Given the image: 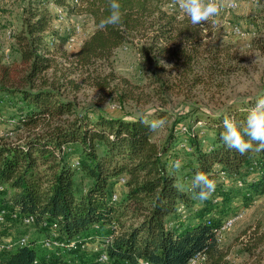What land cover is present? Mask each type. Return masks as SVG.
Returning a JSON list of instances; mask_svg holds the SVG:
<instances>
[{
	"label": "trees",
	"instance_id": "1",
	"mask_svg": "<svg viewBox=\"0 0 264 264\" xmlns=\"http://www.w3.org/2000/svg\"><path fill=\"white\" fill-rule=\"evenodd\" d=\"M119 2L123 23L106 30L98 28L108 14L106 0H29L26 4L20 29L13 35L19 62L26 69L25 85H10L11 66L0 54V120L10 130L24 133L15 140L0 135L1 204L20 216L31 215L30 225L44 237L52 231L66 239L95 236V230L105 227L108 264H188L197 252L205 256L200 264H233L225 259L216 237L215 228L223 219L203 218L204 212L188 218L186 210L199 202L188 187L196 172L215 181L212 197L202 203L206 208L218 199L220 171L227 179L241 180V188L249 193L264 189V152L242 156L219 139L224 118H232L240 127L256 99L264 95L237 98L207 112V140L195 130L182 133L180 125L187 124L174 130V122L158 142L147 126L152 118L77 106L61 95L55 82L43 78L41 84H34L56 62V44L49 45L55 38L51 26L56 7L67 17L88 15L92 20V30L71 53L74 69L95 68L126 42L136 46L146 64L159 70L182 67V75L192 68L198 27L190 25L180 11L169 10L168 0ZM258 46L264 52V37ZM175 149L184 153L185 189L170 168L171 162L181 160ZM39 244L29 239L0 253V264H48ZM47 250L53 264L71 257Z\"/></svg>",
	"mask_w": 264,
	"mask_h": 264
},
{
	"label": "rangeland",
	"instance_id": "2",
	"mask_svg": "<svg viewBox=\"0 0 264 264\" xmlns=\"http://www.w3.org/2000/svg\"><path fill=\"white\" fill-rule=\"evenodd\" d=\"M28 1L0 0V54L3 62L11 66L10 85L16 88L25 85L23 78L26 69L19 62L13 35L20 29V21ZM237 2V9L221 11L216 18L217 25L207 24L196 28L194 41L198 52L192 68L182 75V67L169 66L165 70H159L153 64H146L136 46L130 42L115 48L109 60L98 62L95 68L74 69L70 62L71 53L92 30L93 24L88 15L69 14L66 21L53 22L51 29L55 38H51L49 45L54 42L56 44L53 50L56 62L41 77L35 78L34 84H41L43 78L48 82H55L61 95L74 100L77 106L126 116L142 114L145 119L164 118L166 125L154 133V139L158 142L167 136L174 122V130L181 123L187 124L207 140V112L221 108L226 103H233L237 98L257 97L259 93L264 95V52L258 46V41L264 37V1ZM170 5L172 6L171 0H168L165 6L169 8ZM47 7L52 11L53 4ZM175 11L179 12L178 9ZM72 22L78 23L81 30L70 40V35L63 26ZM231 24H237L242 33L233 34L230 31ZM7 31L11 32L10 36L6 34ZM162 63L159 60L158 64ZM70 80L80 87L76 89ZM97 80L104 81L105 84L98 86L95 84ZM234 105H240V102ZM0 135L15 140L24 133L10 130V125L4 126L3 120H0ZM175 150V156L180 157L182 162L184 153L180 149ZM187 171L183 166L175 171L178 184L184 189L188 184ZM219 185L216 203L207 208L202 203H195L190 210H186L188 218L193 220L195 215L204 212L203 218H212L216 222L235 211H242V217L223 233L219 247L225 253V259L233 264H262L264 201L261 193L264 189L259 188L252 196H247L245 190L236 186L232 179H222ZM120 187L118 186L119 189ZM8 227V232L11 233L7 232L6 235L26 234L29 239L39 232L34 225L26 226L17 221H12ZM40 234L38 243L44 237ZM101 235L102 233H95L93 237ZM95 240L92 242L95 243ZM38 246L44 260L53 264L49 258V250L40 247V244ZM35 247L38 248L37 245ZM94 254L95 251L86 249L78 251L74 257L77 261L80 260V264H90Z\"/></svg>",
	"mask_w": 264,
	"mask_h": 264
},
{
	"label": "clouds",
	"instance_id": "3",
	"mask_svg": "<svg viewBox=\"0 0 264 264\" xmlns=\"http://www.w3.org/2000/svg\"><path fill=\"white\" fill-rule=\"evenodd\" d=\"M171 4L195 28L207 24L217 25L216 18L221 11L224 8L237 7V0H171ZM106 10L108 14L98 23L100 30L117 27L123 23L119 0H106ZM166 123L164 118H156L148 122L147 126L151 132H155L162 129ZM222 127L223 131L220 133L219 139L228 149L234 150L242 156L264 152V97L256 99L240 127L229 117L223 119ZM181 167L180 160L170 163V168L174 172L179 171ZM215 187L214 180L203 172H196L191 179L188 191L193 194L195 200L203 203L212 197Z\"/></svg>",
	"mask_w": 264,
	"mask_h": 264
},
{
	"label": "built area",
	"instance_id": "4",
	"mask_svg": "<svg viewBox=\"0 0 264 264\" xmlns=\"http://www.w3.org/2000/svg\"><path fill=\"white\" fill-rule=\"evenodd\" d=\"M248 2L255 3L257 0H247ZM238 8V2L237 7L235 8H224L225 11H233ZM169 10H176L171 5L168 8ZM55 15L56 19L55 22L58 21H66V16L64 13V10L61 7L55 8ZM64 30L68 35H70V40H73V37L75 34L79 33L81 30V27L78 23H70L63 26ZM230 31L235 34L239 35L242 33V29L237 24H231L230 25ZM6 34L9 36L10 31H7ZM53 38V37H52ZM54 39V38H53ZM82 41V40H81ZM77 44V47L79 44ZM198 123H201L198 121ZM189 130V131H188ZM193 132L194 127L192 126L189 128L186 125H180V131L182 133L186 132ZM181 146L183 143L180 144ZM220 179H225V172L220 171ZM121 181H123V178H121ZM236 186L242 187L243 183L241 180L235 181ZM3 187L0 185V194ZM245 194L247 196H252V193H249V191H245ZM117 197L116 193H113L112 198L115 199ZM1 199V195H0ZM261 199L264 201V192L261 193ZM242 211H235L232 214L226 216L215 228L216 230V237L217 240L220 241L223 233L229 229L237 220H239L242 217ZM11 221H18L22 223L23 225H30L33 221V217L31 215H21L16 210H11L7 206H4L1 204L0 200V228L2 225L6 224ZM96 239V240H95ZM95 240V243L92 241ZM109 241L108 236H101L99 239L96 237L94 238L92 235H89L87 237H75V238H60L57 236V234L52 231L49 235L43 237L41 239V246L46 249H52L55 252L61 251V252H67L71 257H67L63 264H79L78 261L74 258V254H76L78 251L82 250H88L91 249L95 251L93 260L91 264H108L109 259L107 252L105 250V245ZM29 242V237L26 234H20L17 236L14 235H8L3 236L0 233V253H7L12 250H14L16 247L27 244ZM205 256L202 252H197L194 254L188 261V264H200L204 260Z\"/></svg>",
	"mask_w": 264,
	"mask_h": 264
},
{
	"label": "crops",
	"instance_id": "5",
	"mask_svg": "<svg viewBox=\"0 0 264 264\" xmlns=\"http://www.w3.org/2000/svg\"><path fill=\"white\" fill-rule=\"evenodd\" d=\"M121 190H123L122 188H121ZM10 223H12V221L11 220H9V222L8 223H6V224H4V225H2L1 226V228H0V233L3 235V236H8V235H13V234H8V235H6L7 234V232L9 231V227L8 226H10ZM105 227H103L102 229H98V231H96L95 230V233H102V234H105ZM8 233H11V232H8ZM40 233L39 232H37V233H34V235H33V237H31V239H35V241H38L39 239V237H40ZM99 236V235H98ZM102 236V235H101ZM98 239H99V237H97ZM77 254V253H76ZM93 260V259H92ZM92 262V261H91ZM87 263V262H86ZM89 263V262H88ZM79 264H80V260H79ZM81 264H85V263H81ZM91 264V263H90Z\"/></svg>",
	"mask_w": 264,
	"mask_h": 264
}]
</instances>
